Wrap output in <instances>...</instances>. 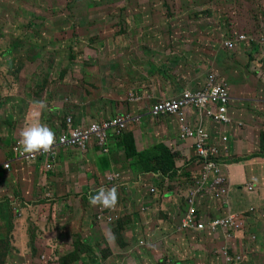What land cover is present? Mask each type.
I'll list each match as a JSON object with an SVG mask.
<instances>
[{
	"label": "rangeland",
	"instance_id": "1",
	"mask_svg": "<svg viewBox=\"0 0 264 264\" xmlns=\"http://www.w3.org/2000/svg\"><path fill=\"white\" fill-rule=\"evenodd\" d=\"M248 1L251 2H246V0H70L69 5L66 6L69 0H0V46H5V42L14 44L16 47L14 53L19 52L23 59L17 62V59L13 61L11 57H6L0 62V101L6 103V106H9V112H14L17 115L15 118L19 119L12 121V117L5 118L3 114L6 107L0 108V126L7 130L10 136V139L5 143V148L10 149L5 151L12 150L11 139L16 141L13 131L23 130L37 122L36 120L52 129L56 136L55 130L61 124L62 119L71 117L70 108L78 115L83 112L89 115L94 110L100 109L102 113L99 114L96 111L95 114L103 116V120H107L112 113H114L113 118L127 112L130 113L132 108L129 107L128 102L134 104L130 102L132 98L145 96L150 104L155 102L156 99L162 97L160 95L162 81L153 78L149 83L146 80L142 81L140 77L143 74L142 70L148 71L151 64L157 68L164 66V60L167 58L179 60V62L168 63V66L167 64L165 66L178 71L182 76L190 71L187 66L195 64L192 69L194 72L199 70H203V74L214 72V76L225 80L230 89L237 90L241 86V78L250 82L249 77L256 73L252 67L255 64L251 66V61H248L251 66L248 74L241 72L237 81L231 80L236 76L234 70L239 68L238 64L242 60L247 61L243 45H236L237 50L235 48L232 52L223 49V43L227 40L233 42L240 37L236 36V39L229 40L234 34H239L244 9L252 12L257 18H259V14H263L264 0ZM184 6L198 7L203 16L194 21L187 20L183 13ZM207 12L210 16L206 15ZM233 13H236L235 17H232ZM172 17L177 19L173 20ZM229 19L235 27H231ZM84 20H88L86 22L88 24H82L81 21ZM43 21L45 22L42 23ZM63 22H70L75 28L80 25L95 27L96 38L91 39L89 29L80 26L84 37L83 43H80L76 31L74 32L75 37L72 38L71 35H68L67 29L64 32L57 30L59 26H55V24ZM175 22L187 24L189 27L186 30L166 29V24ZM197 23H209L210 28L198 31L194 27V24ZM61 25L64 26V24ZM226 27L228 29L224 32ZM206 31H208L207 34ZM210 31L215 38H209ZM261 33L263 39L264 32L261 31ZM243 37L246 39L245 36ZM58 42L59 49H54L53 43ZM39 46L42 50H49L50 55L51 50L54 49L53 55L47 59L50 55L41 52V64H33L25 68L24 59L33 57L32 54H28V51H34ZM247 51L249 52L250 49ZM259 55L264 56V53ZM97 57L99 58L97 59ZM151 57L153 62L149 64ZM261 70L264 71L263 68ZM195 78L196 84L203 82L199 81L197 77ZM157 81L160 82V88L157 87ZM143 85L147 88L150 87L149 95H147V88H140ZM130 86L136 88V92L126 89ZM123 87H125L124 91L117 92ZM89 90L93 92L89 93ZM228 94L237 95L235 90H230ZM120 97L125 99L119 100ZM109 99L116 102L114 112L110 111L109 104V110L101 108L103 105L107 106ZM37 102H43L45 107L40 109ZM25 106L33 109L30 110V114L26 115ZM57 112L62 114L60 120L57 119L59 114ZM142 113L145 114L146 111ZM54 116L56 120L52 119ZM151 122L156 126L158 124L144 115L139 131L143 132L146 128L150 130ZM127 128H129V132L137 131L138 124ZM177 128L180 131L178 122ZM125 134L126 132L123 135L122 133L119 136L115 135L113 137L115 140L109 141V154L100 155L97 147H92L96 158L86 160L85 164L88 167L90 179H94L93 176L97 171L101 173L99 177H106L108 168L112 167V162L113 167L115 165L122 166V161L125 162L126 156L121 153L122 148H119L118 145ZM179 135L180 133H178L177 139H179ZM144 136L153 139V142L150 138L146 140L147 147L152 146L156 141L164 143V137L147 135L145 132ZM2 146L3 144L0 142V147ZM133 147L137 154L144 152H138V149ZM188 155L187 151L186 158ZM142 158L144 157L139 159ZM82 159L85 161L83 157ZM114 160L119 161L114 164ZM181 162V160H177L176 176H181L183 172ZM148 167L152 169L149 175L153 178L147 177L140 183L138 178L145 176L146 172L143 170V164L130 168V165L125 163L124 169L117 170L122 176L119 181L120 203L126 213L122 220L130 218L131 225L138 223L136 229L142 230L143 234L147 229L151 234L152 241L164 243V236V239L173 242L176 238L171 240L169 235H164L162 215L163 212L171 210L174 202L167 203L171 207L168 208L163 203L162 197L158 199L157 195L148 202L147 193L151 187L163 192L165 187L160 189L158 185H164L165 181L162 182V180H168L169 175L164 176L159 170L155 172V166L152 164ZM186 179L181 176L180 182L185 183ZM84 185H71L70 190L73 189V191L70 192V197H66L63 201L68 207H64L62 212L55 214L56 206H52V216H48L46 221L41 220L37 223L38 225L35 222L33 210L29 212L27 218L20 213L12 220L3 221L1 217L0 264H28L27 258L33 253L29 242L31 236L36 235L37 229L43 238H40L41 240L36 238L35 242L39 247L42 243L44 248H50L47 255L57 250L55 256L60 264H70L72 259L77 261L74 264H87L90 257L95 258L98 264H164L162 250L150 252L146 249L139 251L135 248L139 240L138 235H134L130 239L133 248L129 253L121 254V250L125 248H122L119 239L116 238V230H114L117 229L116 226L98 225L95 222V214L97 217L99 207L95 213V206L88 202L89 196L93 195L99 186L93 188L91 185ZM178 186L182 188L181 185ZM252 196L253 194H241L233 188L227 198H229L230 206L234 209L233 202L236 197L243 200L244 206H248L252 202ZM143 205L148 207L144 212L142 211ZM34 206L31 208L33 209ZM37 209L40 211L39 207ZM47 210L49 207L44 209V211ZM1 212L6 214V208ZM46 215L47 213L44 212V216ZM172 215L171 212V217H173ZM130 232L127 230V233ZM83 234L87 235L83 237ZM113 237L114 239H112ZM64 239L71 241V247L68 250L65 247V242L59 243ZM126 240L124 247L130 246L128 238ZM83 242H86L88 249L82 251L81 243ZM25 246L26 249H24ZM156 246H158L157 243L151 248L154 249ZM106 247L110 249L111 254L103 252ZM77 249L80 253L76 251ZM228 254L232 255V264H242L235 259L238 252H235L234 255L233 252ZM44 257L48 262L46 256ZM250 257L254 258L251 264L259 263L256 259L259 257L257 254H250ZM49 260H54V257L52 256ZM263 260L264 256L259 261ZM186 262L187 260H183L178 264Z\"/></svg>",
	"mask_w": 264,
	"mask_h": 264
},
{
	"label": "crops",
	"instance_id": "2",
	"mask_svg": "<svg viewBox=\"0 0 264 264\" xmlns=\"http://www.w3.org/2000/svg\"><path fill=\"white\" fill-rule=\"evenodd\" d=\"M164 61L167 62H164V64H167V66L168 63L179 62L178 59L168 58ZM194 65L195 64H191L190 66H187L190 71L186 72V75L184 76L180 75L178 71L174 69L166 68L167 75L169 76L171 81L164 80L163 82V80H161V98H176L184 90L195 91L202 89L207 78L211 75V72L206 74H203V70L194 72L192 70ZM142 71L143 74L140 79L142 81L146 80L148 82V76L146 75L144 70ZM257 71L258 73L256 75L258 78H254V76L249 77L250 82L241 78V86H239L237 90L230 89L235 90L237 95H230L231 102L229 117L230 119H233L235 123H238L242 126V131L236 132V130L234 129V134L228 141L229 145L227 144V147H225L224 159L222 160L225 165V168L222 169V173L227 179L230 180L231 184L229 190L230 188L231 190L235 188L237 192L247 195L244 189L245 186L249 185L254 188L252 202L248 206H244L243 200L239 197H236L233 202L234 211L242 212L244 216V229L241 232L233 234V239L238 242V244L245 247L239 248V250L242 249V261L244 262V264H251L254 261V258L250 257V254H257L259 256L258 258H256L259 262L257 264H264V260L259 261L264 256V157L258 156L260 154V151H258L260 136L263 135L264 138V73H262L263 71L259 69ZM195 77H197L199 81L203 82L196 84ZM118 82L119 81H117V83ZM119 83L122 84V82ZM140 88L146 89L147 86L143 85ZM149 88L150 87L146 89L147 92ZM124 89L125 87L117 92H122L124 91ZM126 89L128 91L131 90L132 92H135L137 90L132 86ZM92 92V90H89V93ZM128 105L132 108V110L128 114H130L132 117L140 118V122L137 123V131L132 130L130 132H127L132 135L134 143H136L134 146L138 149V152L148 150L149 148H152L157 144H163L164 147L171 152V154L178 158L179 151L184 147L182 146L181 142L177 140L179 130L177 128L176 121L172 118H164L156 122L158 123L157 126L153 125V123L151 122L152 126L150 130L146 128L143 132H141L139 131L140 123L144 118V115L148 116V113L144 114L142 112L143 109L149 105V103L147 105H143L141 103H128ZM5 107V113L3 114L4 117H12V121H18L19 119L15 118L17 117V115L14 112H9V106ZM24 110L26 114L31 113L30 109H28L27 107H24ZM95 112L96 110H94L89 115H86L85 112L78 115L71 108L69 111L70 116L72 117V120L77 127L87 126L90 123L103 121V116H97ZM52 118H55V116ZM152 121L155 122V120ZM6 124H8V122H6ZM21 132V129L13 131V137L15 140L20 139ZM144 132L147 135L153 134L155 135V137H164V143L156 141L152 144V146L147 147L145 143L146 140L150 137L146 138V136H144ZM8 139H10L9 132L1 128L0 126V142L3 144L2 149L0 150V160H5L3 152L9 149L5 148V143ZM151 141L153 142V139H151ZM11 142H13L12 139ZM82 157L85 159V161H83ZM94 158H96V154H94L93 148H90V150L86 153L64 150L61 152L59 159H57L55 172L51 175L49 174L50 176L48 175L47 178H41L39 181L29 180L26 174L14 176L7 180L6 187L3 190V193H11L12 189L15 188L18 199L23 200L24 204L27 205L37 202L42 197L44 192H51L57 198L64 201L68 196L62 198V196L60 195V188H63L65 184L70 183L72 184V186L85 184L91 185V187L93 188L97 185L99 187L104 185L105 176L99 177V174H101L99 171L94 174V179L89 178L88 167L85 164L87 163L86 160ZM114 161V164H116L119 160ZM125 163L130 165V168L134 167L133 164H135L125 159V162L124 160L122 161V166L117 167V165H115V167H117L115 168L113 167L112 162V167L110 169L108 168L109 171L107 173L109 174L111 172H117V170L123 169ZM17 166V169L21 170V166ZM117 173H119V171ZM140 178H138L139 183L142 181L143 176ZM45 183H47L48 186L44 191L41 190V188L45 186ZM52 187L54 188L53 190ZM70 192L72 191L70 190ZM226 201L227 205H229V210L233 212L232 206H230L229 203V198H227ZM218 209V207L214 208L215 211H217ZM28 210L30 211L31 208H29ZM19 213L20 215L23 214L21 210H19ZM0 215H2L1 211ZM39 237H41L40 234ZM63 242L66 243V249H70L71 241H69L68 239H64L59 243ZM206 244H209V246L207 247V251L204 252L208 257L209 262L212 264H216L218 262V258L215 254H218L220 252L222 244L219 240L212 241L210 239H203V242L201 244L203 249ZM36 247L38 248L37 244ZM49 251L50 248H44L43 251L36 253L39 256L40 253H46ZM56 252L57 250L52 254ZM38 256L35 257V252L31 253L27 258L28 262L38 259Z\"/></svg>",
	"mask_w": 264,
	"mask_h": 264
},
{
	"label": "clouds",
	"instance_id": "3",
	"mask_svg": "<svg viewBox=\"0 0 264 264\" xmlns=\"http://www.w3.org/2000/svg\"><path fill=\"white\" fill-rule=\"evenodd\" d=\"M241 37H243V35H241L238 39H236L233 42L226 41L225 43H223V49L225 51H228V52L234 51L236 48V45H240L241 43H244L245 38L243 37L244 40L240 41L239 39ZM227 43H230L232 45L231 50H228L225 47V44H227ZM259 43H262V44H259V47L262 49L264 47V38L261 41H259ZM236 50H237V48H236ZM42 53L46 54V52H42ZM42 53L38 49H36L34 51H30V50L28 51V54H32L33 57L40 56V55H42ZM23 65L25 66V68L30 66V64L26 61H25V64H23ZM257 73H258V71L254 74V76ZM214 74H215L214 72H211V75L207 78L203 88L200 90H195V91L184 90L176 98H173V97L172 98H166V99L160 98V99H156L155 102H152L151 104H150V101L148 100L149 105L145 107L144 111H146V113H148V116L152 120L158 119L160 121L161 119H164V118H170V117H164V118H153V117H151L149 115L151 107H153L155 104H157L161 101H168V100H172V99H177L183 93H186V92L195 93V92L202 91L205 88V86L208 84L210 79H212L216 85L223 86L227 90V93H228L230 91L229 85L226 83V81L219 80V76H214ZM228 97H229V102H228V107H227V111H228L227 116L229 117V109H230V102H231V98H230L229 94H228ZM143 100L144 99L132 98L130 100V102L131 103H140ZM37 103H38V106L40 109H43L45 107L43 102H37ZM127 115H130V114H128V112H127L126 114H122L121 116H127ZM121 116H119V117H121ZM115 118H113L112 120H114ZM172 119H174L176 121V123L178 122L176 118H172ZM65 120H66V123L68 122V120H71L73 129H80L83 131H88L90 129V127L94 124L101 125L105 122H109L107 120H103V121H99V122H95V123H90L87 126L77 127L75 125L74 121L72 120V117H68V118L66 117ZM112 120H110V121H112ZM186 121L189 122L194 127L200 128V129L211 128L213 126V124H217L213 121L212 118H209L206 116V110L205 109H199V110L193 111V114L190 115L186 119ZM217 125H221V124H217ZM222 125H224V124H222ZM66 127L68 128V124L66 125ZM225 128L230 129L229 126H226ZM128 129L129 128H127L125 131H123L122 135L124 132L127 133ZM55 131H56V136H55L53 130L50 129L48 126H46L42 123H39L38 121L34 122L32 125L24 128L22 130V132L20 133V139L19 140L11 142L12 150L10 152H7V151L3 152L4 156H5V160H0V205L4 206V204L5 205L8 204L10 206L8 211L14 213V218H16V215L19 213V210H21L23 212V214L26 216V218L29 215V212L33 210V212L35 214L34 217L36 219L38 216H44V212H46L47 215L44 216V218L42 219L43 221H46L48 216H50V215L52 216V212H53L52 206H54V205L56 206L55 214H58L57 211L60 207H68V206L65 204V202H63V200L57 198L53 193L44 192L42 197L37 202L27 205V211L25 212L21 208L16 206V202L11 201L8 198V195H10L9 192L3 193V190L5 189L6 183H7L6 176H9L10 178H12L14 176H20L21 174L24 175L27 173L26 175L28 176L29 180L39 181L41 178H47L49 174L51 175L52 173L55 172L56 162H57V159H59L62 151L72 150L74 152H80L81 151L82 153H86L87 151L90 150V148H92L93 146H96L100 155H103L106 153L109 154V149H110L108 146L109 141L115 140L112 138V139H109L107 141V144H106L107 151L104 152L99 147L98 141L96 140V138L91 137L89 140V143L86 146V149L80 150V149H77V148L74 149V148H71L68 146H66V147L60 146V139L64 135V132H67V129L62 134H59L57 128ZM179 133H180V131H179ZM229 139L230 138L225 137L224 141L228 142ZM177 140L180 141V139H177ZM192 142H193L192 147L194 148V141L192 140ZM181 143H184V142H181ZM17 145H19V149H18L19 151H21L22 153L30 154V155L36 154L37 159L31 160V161L21 159L20 156L17 155L14 151V149L17 147ZM1 149H2V147H0V150ZM187 151L189 152L187 159H190L191 153L195 154L194 149H191V148L184 146V148H182L179 151V154L186 158V152ZM223 159H224V153L222 154V157H219V151H218V155L216 156V160H213L212 162L218 167L219 177L225 181V184L223 186L225 192L223 194H220L218 196V198H216L212 194H214L218 190L219 187H217L216 188L217 190H214V191H211L210 188L208 187L202 193L197 194L192 199V205L195 208V214H193L194 223H195L194 228H183L182 227V220L187 215L188 206L190 204L189 200H191L189 195H190V193L195 191L196 183L198 181H200V178H201L200 174H201V170H202V165L198 164L196 154L191 159V162L189 165L186 166V165L181 164V166H183L181 168V170H183L182 174L188 172L189 178L186 179L185 183L179 181L177 183V185H174L175 191L174 190L169 191L167 189L168 188L167 180L162 181V182L165 181L164 185H162V187L163 186L165 187L163 195L160 194V192L156 188L155 189L157 191V194L155 192V189H153L152 187L150 188V191H151V194L153 195V197L155 198L156 195H157L158 199H160L162 197V200H164L163 203L165 205H167V203H170V201H172V202H174V204H176L179 201L177 199L181 200V204L183 205L182 206V213H180V215H178V217H177L179 219V225L176 227V229L173 233V238H176L174 241L175 243H179L180 248H181L182 253H183V260H187L186 264H212L209 262L208 257L205 253L207 251V247L209 246V244L205 245V247H204L205 250L201 246L203 239H210L212 241L219 240L221 242L222 247L220 248V252L218 254H215L218 258V262L216 264H232V261H231L232 255H229L228 254L229 252H233V255L235 252H238V254L236 255L237 257H235V259L242 262V264H244V262L242 261V256H243L242 249L239 250V248H245V247L241 246L240 244H238V242H236L233 239V234H235L237 232H241L245 227L244 216H243L242 212L234 211V209H233V212H231V210H229V205H227L226 199H227L229 192L231 191V188L229 190V187L231 184H230V180L227 179L222 173V169L225 168L224 162L222 161ZM5 164H9V170L5 169V167H4ZM17 165L21 166V170L17 169V167H18ZM13 166H14V168H13ZM176 166H177V160H176ZM123 169H124V167H123ZM149 176L152 177L149 174H147V175L145 174V176H143V179H147V177H149ZM120 179H122V176L120 175V173H117L115 171L111 172L109 174L107 173V176L105 177L104 185L98 187V189H96V191L94 192L96 194L90 195L88 198V202L90 205L99 206V211H98L97 217H96V223L100 226H103L104 223L112 224L113 222H115L119 219H122L123 215L126 214L124 212V209L121 207V203H120L121 202V200H120V186H119ZM178 185H181L182 188H180ZM47 186H48V184L45 183V186L42 187L44 191L46 190ZM53 189L54 188L52 187V190ZM244 189H245L246 194H249V195L254 194V188L252 186L247 185V186H245ZM61 190H63V189L60 188V193H61ZM75 192H76V190H75ZM70 195L68 197H70ZM212 199H213V202H212ZM39 202H50L53 204L48 206L49 210L44 211V209H46L47 207H42V208H40V211H39L36 207V204ZM62 203H64V204H62ZM33 205H35V206L32 209L31 207ZM215 207H218L219 209L217 211H215L214 210ZM29 208H31L30 211L28 210ZM147 209H148V207L146 205L145 206L143 205L142 211L144 212V210H147ZM2 210L3 209H0V211H2ZM201 210L208 214V218L199 217V212ZM138 214L140 215V213H138ZM3 215H6V214L0 215V219ZM2 220H3V217H2ZM127 220L131 221L130 218ZM216 220H231L233 223V226L229 227V228H221V227L213 228L211 226V223L213 221H216ZM198 224H203L204 228L203 229H197L196 226ZM38 233H39V231H36L35 232L36 235L35 236L32 235L30 242H29L30 246L32 248L35 247L36 252H40V251L44 250V245L42 243H41L40 247L38 245H37L38 248L36 247V244H38L35 242L36 238L37 239L43 238V237H39V235L37 236ZM131 236H132V234L128 237H131ZM169 237H170V235H169ZM112 239H114V237ZM164 240H166V239H164ZM170 243H171V241H169L168 244L170 245ZM152 245H155V244L146 245L145 241L141 240V241H138L135 248H141V247L146 248L148 246L151 247ZM156 247H158V246H156ZM39 248H40V250H39ZM170 248L173 249L171 246H170ZM24 249H26V246L24 247ZM158 251H156V252H158ZM36 252H35V254H37ZM48 253L49 252L40 253L39 256L37 254L38 259L31 260L30 262H28V259H27V262H28V264H54V263L60 264L59 261L56 259V256H55L56 253H54L52 255L51 254L47 255ZM78 253H80V252H78ZM37 256H35V257H37ZM44 256H46V258L48 259V262H46V259ZM52 256L54 257V260L50 261L49 258H51ZM122 258L127 259L125 257H122ZM183 260H182V256L180 255L179 261H176L173 264H178V263L182 262Z\"/></svg>",
	"mask_w": 264,
	"mask_h": 264
},
{
	"label": "trees",
	"instance_id": "4",
	"mask_svg": "<svg viewBox=\"0 0 264 264\" xmlns=\"http://www.w3.org/2000/svg\"><path fill=\"white\" fill-rule=\"evenodd\" d=\"M246 2H251V1L246 0ZM69 3H70V0H69L68 4L66 6H68ZM88 6H89V4H88ZM183 13H184V16L186 17V19L189 20V21H194V20H196L198 18H201V16H203L201 14L202 12H200L198 7L190 8L189 6H184ZM206 15L210 16V14L208 12L206 13ZM235 15H236V13H233L232 17H235ZM71 19H74V18L71 17ZM172 19L175 20L177 18L172 17ZM241 19H242V21H241L242 22V26L239 29L240 30L239 34H234L233 36L230 37L229 40L232 41V40L236 39V36H241V35L244 34L243 36L246 37V39L244 41V44L241 43L239 46L243 45L242 48H243V52H244L245 56L247 57V61L242 60L240 62V64H238L239 68H236L234 70V74L236 76L231 78V80H234V81H237L239 79V77H240L239 74L241 72L248 74V72L250 70V67L253 64H255V66H252V67H253V69L256 72H257L258 69L259 70H261V68L264 69V60H262V59H264V56L263 55H259V54L264 53V47L262 49L259 47V41L262 40L261 31L264 32V6H263V14H259V18L255 17V15L252 12H250L249 10L244 9V12L242 13ZM94 20H98V19H94ZM94 20H92V21H94ZM44 22L45 21H43L42 23H44ZM86 22H88V20L81 21L82 24H88ZM61 24H64L65 27L63 25H61ZM229 24L231 25V27H235L234 23L230 19H229ZM166 25H167L166 26L167 30H170V29L186 30L189 27L187 24L177 23V22L166 24ZM168 25H170V26H168ZM55 26H59V28L57 30H62L63 32L67 29L69 31L68 35H71L72 38L75 37V33L74 32L76 31V36L78 37V41L80 43H83V41H84L83 33L80 30V26H83V27L89 29V32L91 34V39H93V38L95 39L96 38V34H95V30L96 29H95V27H92L90 25H80V26L75 28L72 23L63 22V23H56ZM194 27H196L198 31H200L202 29H205V28H207L209 30L210 24L209 23H204V24L197 23V24H194ZM227 29H228V27H226L223 31L225 32ZM207 32L208 31H206V34H207ZM211 33L212 32L210 31V33L208 34L209 38L210 39L215 38L214 34H211ZM53 47H54V49H59V42L58 43H53ZM14 48H16L14 46V44H12V45L11 44H6V42H5V46H0V62L2 61V59L6 58V57H11V60H13V61H15L17 59V62H20L21 60H23V59H21V55L19 54V52L17 54L14 53ZM54 49L51 50L52 53L50 55L49 50H46V49L42 50L41 46L38 47V50L40 52H46L47 55H50L47 59L51 58V56L54 53ZM249 49H250V51L248 52L247 50H249ZM40 56L30 57V58H27L26 60L25 59L24 60L26 62H28L30 64V66H32L33 64L40 65L41 64ZM98 58L99 57H97V59ZM174 61H176V60H174ZM248 61H251V66L249 65ZM152 62H153V58L151 57V62L149 64H151ZM149 70L145 71L146 75L149 78L148 79L149 83L151 82V80L153 78L160 79V81L163 80V82H164V80H170L171 81V79L167 75L165 64L161 68L153 67V64H151ZM262 73H264V71ZM252 76H254V75H251L250 77H252ZM254 78H258L257 75H255ZM219 80H223V79L219 77ZM223 81H225V80H223ZM156 83H157V87L160 88V84H159L160 82L157 81ZM140 94L143 95V93H140ZM147 95H149V90L147 92ZM126 97H128V96H126ZM136 98L144 99L142 102H140L141 104H143V105H147L148 104V99H146L145 96L136 97ZM124 99L125 98L120 97L119 100H124ZM96 103H98V102H96ZM108 104L111 107L110 111L114 112V105H116V102L113 101V100L110 101V99H109V102L107 103V106L103 105L101 108L104 109V110H109ZM5 106H6V103L0 101V107H5ZM30 110H33V109H30ZM96 111H98L99 114L102 113L100 111V109H97ZM57 113H59L57 119L60 120L62 118V114L60 112H57ZM113 114L114 113L110 114L111 116L107 119V121H110V120L113 119V116H114ZM52 119L56 120V117L52 118ZM227 119L229 121L227 125L213 124V126L211 128L200 129L201 133H202V135L204 137L205 148L208 149V150H210V149L218 150L219 151V157H222V154L225 153V147H227V144L229 145L228 142L224 141V138L225 137L231 138V136H233L235 130H236V132L242 131V127L238 123H235L234 120L230 119L228 116H227ZM158 121H159L158 119H155V122H158ZM7 125H9V124H7ZM66 125H67L66 120L62 119L61 124L57 127L59 134H62L67 129ZM185 125L188 126V128L191 131H193L194 133L197 132L198 128L194 127L189 122L185 121ZM9 126L11 127V125H9ZM226 126H229L230 129H226L225 128ZM181 144H182L183 147L185 146V147L194 149L192 147V144H193L192 140H189V141H187L185 143H181ZM134 145H135V143H134V140L132 138V135L127 133L120 140V143H119L118 146H119V148H122L121 149V153H123L126 156V159L128 161H134V163L137 162L136 165L143 164V170H146V172L144 174L147 175V174H150L152 172V169L150 167H148L149 165L152 164V165L155 166V172L159 170L162 174H164V176H168L169 175V179L167 180V186H168L167 189L169 191H173V190L175 191L174 184H176V183H178L180 181L181 176L185 177V178H189V173L188 172L182 174L181 176H176V171H175L176 160H178V159L181 160L182 161L181 164L187 166V165L190 164L191 159L195 156L194 153H191V158L190 159H187V158H185L184 156H182L180 154H178V158H177L176 156L171 154V152L168 151L164 147L163 144H157L154 147L149 148L148 150H145L141 154H137L136 150L133 147ZM258 151H260V154L258 156L259 157H263L264 156V138L261 137V136H260V142H259V145H258ZM141 157H144V158H142L140 160L139 158H141ZM136 165L133 164L134 167ZM8 179H10V177L6 176V180H8ZM71 185L72 184H70V183H69V185L65 184V186L62 188L63 190H61V194H60L62 196V198H65L66 196H69L71 194L70 193V186ZM158 187L160 189H162V185H158ZM147 193H148V197H149L148 198V202H149L150 199L154 198V197L151 194L150 190H148ZM95 194L96 193H94L93 195H95ZM160 194L163 195L164 191L160 192ZM8 198L11 201L16 202V206L21 208L23 211H26L27 204H24L23 200H19L18 199L17 192H16L15 188L12 189L10 195H8ZM212 202H213V199H212ZM51 204H53V203H50V202H39V203L36 204V207L37 208L38 207L39 208L48 207ZM182 206L183 205L181 204V200H179L176 204H174V206L172 208L170 206H166L168 208H171V210L170 211L168 210L165 213L163 212V215H162V220L164 222V226H163L164 235H170V239L171 240L173 238V233H174L176 227L179 225V219L177 217H178V215H180V213H182ZM98 207L99 206H95V213H96V210H97ZM4 208H6V212L7 213H6V215L2 216L3 220L7 221V220L12 219L14 217V213L8 211L10 206L8 204H6V205L4 204V206L0 207V209H4ZM63 208L64 207H60L57 212L58 213L62 212ZM171 212L173 213V215H172L173 217H171ZM165 215H167V216H165ZM199 217L208 218V214L201 210L199 212ZM43 218H44V216H38L36 221H35L36 224L39 223ZM95 222H96V214H95ZM111 225L116 226L117 229H114V230H116L115 231V233L117 235L116 238L119 239L122 248H125V249L121 250V254L129 253L130 249L133 248V246H132V244L130 242V239L134 235H138V237H139L138 241L143 240V241H145L146 245L156 244L157 243V245L159 246V249H158V247L153 249L150 246H148L146 248L145 247L137 248V250L140 251L141 249H146V250H148L150 252H156L158 250L159 251L162 250V252H164V264H172V263H174L176 261H179L180 255L182 256V260H183V253H182V250L180 248L179 243H175L173 241L169 245L168 244L169 241L168 240H164V236H163L164 243H159V242L152 241L151 240V234H149V231L147 229L145 230V234H143L142 230L138 231V229H136V225H138V223H136V224L132 223V225H131V221L124 220V219L123 220L119 219V220L113 222L112 224H107V223L103 224V226H108V227L111 226ZM113 226H111V227H113ZM114 230H112V231H114ZM127 230H130L131 232L127 233ZM37 231H38V229H37ZM131 234H132V236L128 237ZM86 235L87 234H83V237H85ZM126 238H128V243L130 244V246H128V247H124V244L127 242ZM81 246H82V251L85 250L86 248L88 249V246H87L86 242L81 243ZM170 246L173 249H171ZM32 249H33V252H36L35 247H33ZM76 251L79 252L78 249ZM103 252H106V254H109V253L111 254L110 249L107 248V247L104 249ZM77 256H79V255H77ZM76 262H77L76 260L72 259V261L70 263L74 264ZM87 264H98V263L95 260V258L90 257V259L88 260Z\"/></svg>",
	"mask_w": 264,
	"mask_h": 264
},
{
	"label": "built area",
	"instance_id": "5",
	"mask_svg": "<svg viewBox=\"0 0 264 264\" xmlns=\"http://www.w3.org/2000/svg\"><path fill=\"white\" fill-rule=\"evenodd\" d=\"M244 40L243 37L239 39ZM228 50L232 49L230 43L225 44ZM228 102L229 97L227 90L221 86L216 85L212 79L209 80L208 84L202 91L195 93H183L179 98L168 101H161L155 104L150 109V116L153 118H176L180 125V136L181 142H187L189 140L194 141V150L197 155V162L202 165L200 181L196 183L195 191L190 193L189 206L186 217L182 220L183 228H194L195 208L192 205V199L202 193L206 188H210L211 191L218 190L212 194L218 198L220 194H223L225 181L219 177L218 167L212 162L216 160L218 155L217 150H208L205 148L204 137L201 133L200 128L194 133L188 126L185 125L186 119L193 114V111L199 109L206 110V116L212 118L217 124H228ZM140 122V118L132 117L131 115L117 117L112 121L105 122L101 125L94 124L88 131L80 129H73L71 120H68L67 132L60 139V146L71 147L74 149L84 150L91 137H95L98 141L99 147L106 152V144L109 139H112L115 135L119 136L127 127L132 126ZM196 134V135H195ZM19 145L14 149L15 153L20 156L21 159L31 161L36 160L37 155H30L22 153L18 150ZM5 169L9 170V164L4 165ZM213 228H229L233 226L231 220H216L211 223ZM197 229H203V224H198Z\"/></svg>",
	"mask_w": 264,
	"mask_h": 264
}]
</instances>
